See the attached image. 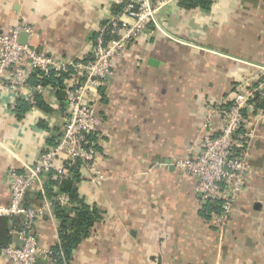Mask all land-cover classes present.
Instances as JSON below:
<instances>
[{"label":"crops","instance_id":"0c3cea01","mask_svg":"<svg viewBox=\"0 0 264 264\" xmlns=\"http://www.w3.org/2000/svg\"><path fill=\"white\" fill-rule=\"evenodd\" d=\"M120 1L0 0V31L29 25L33 32H23L22 42L76 57L87 52L94 30ZM155 1L162 29L129 46L98 102L104 123L98 165L106 177L91 182L82 172L76 182L82 201L97 207L101 218L70 258L64 252L66 263L41 257L40 264H264V111L250 114L241 130L251 134L250 183L224 236L196 192L197 179L175 166L200 149L208 130L206 107L236 94L241 84L251 85L264 67V0H213L206 9L186 8L181 0ZM19 92L0 83L5 205L12 170L35 165L61 132L59 109L42 104L36 113L31 107L12 112L10 105L19 102L20 108L23 101ZM213 121L220 124L218 117ZM48 179L54 180L44 176L45 191ZM45 195L34 187L26 202L42 207L52 199ZM21 225V216H0V247L18 244L15 230ZM61 228L54 208L45 211L36 223L40 247L53 251L61 245ZM0 264L16 263L0 256Z\"/></svg>","mask_w":264,"mask_h":264},{"label":"built area","instance_id":"2783aa9c","mask_svg":"<svg viewBox=\"0 0 264 264\" xmlns=\"http://www.w3.org/2000/svg\"><path fill=\"white\" fill-rule=\"evenodd\" d=\"M117 4L120 9L94 30L87 52L76 57L38 51L30 42H22L23 32H33L29 25L20 23L8 32L0 31V83L13 93L21 91L16 96L31 105V113L38 110L39 96L51 108L59 109L61 120V132L46 144L39 161L23 172L12 170L10 202L0 204V216L22 219L21 227L15 230L18 244L0 247V256L16 264H40L41 257L66 263L61 247L53 251L40 247L36 223L54 207V202L70 204L69 195L58 194L36 208L26 202V195L34 187L46 196L45 175L51 174L61 182L72 176L73 167L79 166L81 174L87 173L91 182L106 177L98 165V143L104 134L98 102L112 79L116 62L129 46L153 39L162 29L157 21L159 1L123 0ZM53 77H61L62 84L52 82ZM252 84H241L236 94L206 107L208 130L200 149L175 165L181 174L197 179L196 192L215 206L213 215L221 236L226 233L241 193L250 183L251 134L241 130L248 124L245 112L255 109L256 94L264 88V67ZM61 91L65 92L63 99L59 98ZM10 109L17 113L19 102H13ZM213 117L220 119L219 125ZM54 123L53 117L49 129L54 128Z\"/></svg>","mask_w":264,"mask_h":264},{"label":"trees","instance_id":"16d2710c","mask_svg":"<svg viewBox=\"0 0 264 264\" xmlns=\"http://www.w3.org/2000/svg\"><path fill=\"white\" fill-rule=\"evenodd\" d=\"M213 0H181L182 6L192 9V8H209L212 4ZM115 12L120 9L118 4L115 5ZM61 77L51 78V81L55 84H62ZM255 109L246 111L245 114L249 116L250 114H255L259 110L264 111V88L257 92L255 98ZM45 105L44 109H48L47 104L44 99L38 96L37 105ZM31 105L23 100L21 101V107L25 109L30 107ZM49 178L51 174L48 175ZM81 172L79 170V166H75L72 168V176L66 180L61 182L48 179L49 181L46 183V193L51 196L53 199L56 195L61 193H66L69 195L70 204L62 205L61 203L54 202V213L61 220V245H59L55 250H58L60 247L66 253L68 258L71 257L73 249L82 242V240L89 235L92 227H94L95 223L101 218L100 210L95 206L86 205L79 196L78 188L76 182L80 179ZM52 182V183H51ZM48 183L50 185H48ZM52 189H51V187ZM56 187L57 190L53 191V187ZM50 187V188H49ZM204 208L209 213L214 212L215 206L209 202H205Z\"/></svg>","mask_w":264,"mask_h":264},{"label":"water","instance_id":"95a60500","mask_svg":"<svg viewBox=\"0 0 264 264\" xmlns=\"http://www.w3.org/2000/svg\"><path fill=\"white\" fill-rule=\"evenodd\" d=\"M24 37H25V34H22ZM59 97L61 98V99H63L64 97H65V92L64 91H61L60 93H59Z\"/></svg>","mask_w":264,"mask_h":264}]
</instances>
